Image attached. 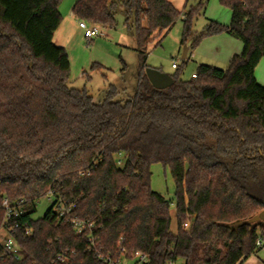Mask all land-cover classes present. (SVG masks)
<instances>
[{
    "label": "trees",
    "instance_id": "16d2710c",
    "mask_svg": "<svg viewBox=\"0 0 264 264\" xmlns=\"http://www.w3.org/2000/svg\"><path fill=\"white\" fill-rule=\"evenodd\" d=\"M197 1L184 14L182 44L192 40L193 49L228 34L243 42L242 52L226 69L200 64L188 79L178 64L174 83L158 89L146 72L148 47L181 17L173 3L77 0L73 14L103 30L116 28L123 11L137 41L135 92L118 99L126 87L110 84L96 101L70 86L69 53L54 41L63 0H0V228L20 221L31 229L14 231L18 255L0 246V264H103L97 251L119 257L122 247L145 253L148 264H244L262 249L264 221L238 223L264 210V85L255 75L264 58V0H220L231 22L211 20L196 36L194 18L210 0ZM155 162L175 180L176 232L174 201L151 186ZM50 190L73 216L94 223L95 246L54 202L34 217ZM6 198L24 201L7 223Z\"/></svg>",
    "mask_w": 264,
    "mask_h": 264
},
{
    "label": "rangeland",
    "instance_id": "374dc122",
    "mask_svg": "<svg viewBox=\"0 0 264 264\" xmlns=\"http://www.w3.org/2000/svg\"><path fill=\"white\" fill-rule=\"evenodd\" d=\"M70 1V4H69ZM73 0H64V23L57 32L54 41L64 46L70 56V86L75 88H87L96 101L103 100L110 84H124L125 92L118 99H125L128 94H133L137 86L139 59L137 41L132 30L125 25V13L120 11L117 15L118 25L114 29H104L106 35L97 37L91 41L84 36L83 29L79 26V19H72L71 12L75 4ZM181 12L175 26L162 38L160 44L151 43L148 47V64L150 67L159 68L163 72L174 74L177 69L172 68L173 62H177L182 70V76L191 78L197 73L200 64H209L226 69L234 53H241L243 42L228 34H219L204 38L196 48H191L190 40L186 45L182 44L184 32V14L197 5V0H169ZM63 6V8H64ZM231 9L224 6L220 0H210L199 15L193 21V33L196 36L203 33L211 20L223 24L231 22ZM185 47L189 48V61L184 64L182 58ZM123 67L125 68L123 70ZM259 83L264 85V58L255 71ZM124 94V95H123ZM123 96V97H122ZM151 186L156 192H160L166 198L174 201L171 207V229L177 231V217L175 205V180L171 169L161 162L152 165ZM53 203L52 198L44 196L37 202L35 218L46 215ZM8 237L4 228H0V245ZM134 263V262H133ZM179 264L182 261L179 260ZM244 264H264V248L251 255Z\"/></svg>",
    "mask_w": 264,
    "mask_h": 264
},
{
    "label": "built area",
    "instance_id": "2783aa9c",
    "mask_svg": "<svg viewBox=\"0 0 264 264\" xmlns=\"http://www.w3.org/2000/svg\"><path fill=\"white\" fill-rule=\"evenodd\" d=\"M79 26L84 31V36L89 41L106 35L104 30L98 26V25H91L86 20L79 19ZM173 68H178V63L173 62L172 64ZM193 77L197 76V73H194L192 75ZM49 198H52L54 204H55V210L59 214L61 218L64 220L70 222L76 229L78 234H84L88 233L90 236V241L95 246L96 237L93 235V229H94V223L91 221L83 220L81 218L75 217L72 215V205L67 204L63 198L60 197H53L54 191L50 190L48 193ZM23 203L24 201H18L17 203H13L7 198L3 200L2 206L6 210V216H5V223L9 221L12 217H19L23 213ZM190 225L189 221H186L184 223V228H188ZM23 228L24 234L29 235L31 233V229L28 226L27 223H21L20 221H15L13 226L10 228H5V230L8 233V237L5 240V242L0 245L4 248V250L8 253L18 255L19 254V245L17 242V239L14 237L13 233L15 230ZM256 246L258 248H264V235L259 234L256 240ZM98 256L103 261V264H148L149 263V257L141 252L136 251L133 253H129L128 250L125 247L121 248L120 256L115 257L113 255H103L100 251H97ZM134 262V263H133ZM167 264H179V261L170 260L167 262Z\"/></svg>",
    "mask_w": 264,
    "mask_h": 264
},
{
    "label": "water",
    "instance_id": "95a60500",
    "mask_svg": "<svg viewBox=\"0 0 264 264\" xmlns=\"http://www.w3.org/2000/svg\"><path fill=\"white\" fill-rule=\"evenodd\" d=\"M188 50L189 48L185 47L182 54L183 59H186L188 57ZM146 72L150 82L153 84L154 87L158 89H165L174 83V79L171 74L163 72L158 68L148 67ZM259 221H264V210L243 222H239L238 224H243V223L252 224Z\"/></svg>",
    "mask_w": 264,
    "mask_h": 264
},
{
    "label": "crops",
    "instance_id": "0c3cea01",
    "mask_svg": "<svg viewBox=\"0 0 264 264\" xmlns=\"http://www.w3.org/2000/svg\"><path fill=\"white\" fill-rule=\"evenodd\" d=\"M76 0H73L71 3H74ZM63 2H64V0H63ZM63 2L61 3V5H60V11H61V14H62V23H61V25H60V27L58 28V30L55 32V36H54V39H55V37H56V34H57V32H59L60 30H61V28H62V26H63V23H64V11H66V6H64V4H63ZM69 4H70V1H69ZM63 6H64V8H63ZM72 19H77V17L73 14V12H71V16H70ZM233 37V36H232ZM189 51V50H188ZM234 54H236V53H234ZM233 54V55H234ZM172 68H173V66H172ZM159 69V68H158ZM173 69H175V68H173ZM194 74V73H193ZM192 74V75H193ZM172 75V74H171Z\"/></svg>",
    "mask_w": 264,
    "mask_h": 264
}]
</instances>
